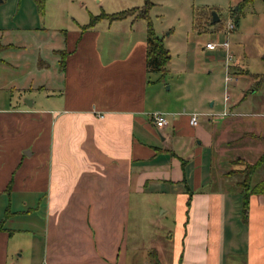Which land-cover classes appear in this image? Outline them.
<instances>
[{"label":"crops","instance_id":"0c3cea01","mask_svg":"<svg viewBox=\"0 0 264 264\" xmlns=\"http://www.w3.org/2000/svg\"><path fill=\"white\" fill-rule=\"evenodd\" d=\"M101 19L63 31L58 69L53 59L2 77L24 64L1 54L0 264H264V193L243 199L240 161L231 183L218 170L232 121L187 110L180 91L158 93L145 29L130 15ZM234 109L228 115L244 118ZM152 111L164 112L160 127ZM190 112L206 115L207 128L190 124ZM238 134L240 153L257 150L238 155L253 161L263 146ZM149 191L165 197L170 220L141 236L131 212Z\"/></svg>","mask_w":264,"mask_h":264},{"label":"rangeland","instance_id":"374dc122","mask_svg":"<svg viewBox=\"0 0 264 264\" xmlns=\"http://www.w3.org/2000/svg\"><path fill=\"white\" fill-rule=\"evenodd\" d=\"M239 1L151 0L146 17H134L138 9L131 6L142 5V0H0V28H8L0 40H9L14 45H8L12 50L1 52L4 45L0 43V66L6 60L24 64L14 70L6 69L2 77L17 79L33 64L40 67L52 63L53 59L58 69L62 55L58 44L64 30L86 23L90 14L126 8L125 12H131L129 15L134 17V27L144 30L148 20L153 33L161 38L168 51L164 71L149 72L152 79L158 78V93L173 97L180 91L179 104L187 110L209 111L213 120L229 117L232 121L227 123L226 133L220 138L221 147L216 150L220 149V156L223 155L221 166L216 169L228 174L231 183L239 166L236 162L240 161L243 167V158L239 155L244 153L234 147L235 135L248 134L245 138H253L261 147L262 141L255 136L264 135V0H251L238 8ZM211 11L215 12V20H211ZM236 15L237 19H234ZM105 19L99 21V26L107 21ZM223 39L227 40L232 55L226 67L227 81L223 78V48H201L207 40ZM49 45L53 47L48 49ZM11 89L9 91L14 95L16 88ZM0 93L3 90L0 89ZM224 94L228 97L226 102ZM225 103L227 107L232 103L229 108L235 106L233 111L242 112L239 114L244 118L228 115L230 109L225 114L228 116L216 115ZM236 117L239 118L235 120ZM205 118L206 115L197 114L199 125L207 128ZM238 122L240 126H237ZM241 129H245V133L241 134ZM256 151L244 155L252 160ZM263 176L264 162L251 173L250 184ZM161 199L165 197L149 191L133 201L132 227L139 235L145 236L148 231L169 223V213L160 212L163 209L159 204ZM238 212L241 221L243 215L240 210ZM26 218L21 216L15 224H21Z\"/></svg>","mask_w":264,"mask_h":264},{"label":"trees","instance_id":"16d2710c","mask_svg":"<svg viewBox=\"0 0 264 264\" xmlns=\"http://www.w3.org/2000/svg\"><path fill=\"white\" fill-rule=\"evenodd\" d=\"M40 2V0H37ZM251 0H240L238 3V8L240 6ZM151 0H142V5L140 6H131L137 8L138 11L135 13L134 17H146V10L151 5ZM129 8V7H127ZM126 8L114 11V12H103L100 11L97 14H90L89 19L86 23L82 24L81 27L91 25L95 20L99 18H106L108 20L119 19L129 15L131 12H125ZM239 10V9H238ZM237 19V15L234 16V19ZM145 68L147 71H157L163 72L165 63L169 57L167 49L162 45L161 38L155 35L150 27V23L147 20L145 25ZM264 78V77H263ZM256 138L262 141L263 149L257 155V157L249 162L243 160L242 167V179L240 180V185L243 188V199H246L248 193H264V176L257 179L254 183L250 184V175L253 170L261 163L264 162V135H256Z\"/></svg>","mask_w":264,"mask_h":264},{"label":"built area","instance_id":"2783aa9c","mask_svg":"<svg viewBox=\"0 0 264 264\" xmlns=\"http://www.w3.org/2000/svg\"><path fill=\"white\" fill-rule=\"evenodd\" d=\"M220 47V48H223L224 50V53H223V69H224V80L227 81L228 79V76H227V72H226V67H227V63L229 62V60H231V52H230V49H228V42L226 39H223V40H207L205 42L202 43V47L204 48H212V47ZM227 94H224L223 95V100H227ZM229 113L228 111V108L225 106L221 111H220V114H227ZM149 116L154 124L155 127H160L163 123H164V120H165V116H164V112L162 111H152L149 113ZM188 122L192 125H195L196 122H197V113L196 112H190L188 114ZM145 264H155L154 261H147Z\"/></svg>","mask_w":264,"mask_h":264},{"label":"water","instance_id":"95a60500","mask_svg":"<svg viewBox=\"0 0 264 264\" xmlns=\"http://www.w3.org/2000/svg\"><path fill=\"white\" fill-rule=\"evenodd\" d=\"M216 19V15L214 11H211V20H215Z\"/></svg>","mask_w":264,"mask_h":264}]
</instances>
